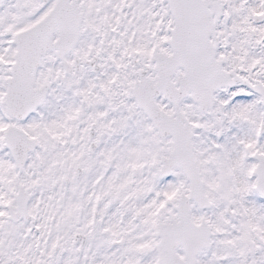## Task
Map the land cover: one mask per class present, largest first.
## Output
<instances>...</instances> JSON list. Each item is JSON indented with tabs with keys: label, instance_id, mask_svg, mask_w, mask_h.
<instances>
[{
	"label": "snow or ice",
	"instance_id": "snow-or-ice-1",
	"mask_svg": "<svg viewBox=\"0 0 264 264\" xmlns=\"http://www.w3.org/2000/svg\"><path fill=\"white\" fill-rule=\"evenodd\" d=\"M0 264H264V0H0Z\"/></svg>",
	"mask_w": 264,
	"mask_h": 264
}]
</instances>
